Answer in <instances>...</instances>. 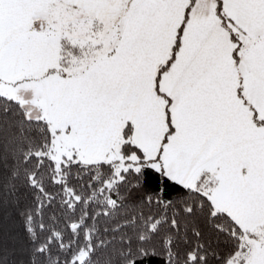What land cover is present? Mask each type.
<instances>
[{
	"label": "snow or ice",
	"instance_id": "6c2138e0",
	"mask_svg": "<svg viewBox=\"0 0 264 264\" xmlns=\"http://www.w3.org/2000/svg\"><path fill=\"white\" fill-rule=\"evenodd\" d=\"M0 264H264V0H0Z\"/></svg>",
	"mask_w": 264,
	"mask_h": 264
}]
</instances>
